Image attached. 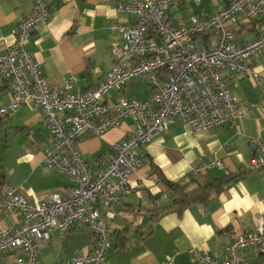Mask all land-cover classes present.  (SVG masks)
I'll return each instance as SVG.
<instances>
[{
    "label": "crops",
    "instance_id": "obj_1",
    "mask_svg": "<svg viewBox=\"0 0 264 264\" xmlns=\"http://www.w3.org/2000/svg\"><path fill=\"white\" fill-rule=\"evenodd\" d=\"M228 1L185 0L172 9V14L177 22L186 21L193 14H213ZM48 2L53 9L51 18L34 28L27 49L54 92L64 93L69 80L73 91L95 88L114 64L112 44L122 41L113 24L118 20L134 21L135 16L118 12V0ZM34 9V0H0V53L11 46L13 29ZM256 35L251 21L241 16L234 41L242 44ZM212 41L210 32L196 38L202 49ZM250 65V74L224 73L232 93L247 108L241 120L200 131L173 121L165 133L138 149L143 165L130 178L132 191L127 199L113 209L115 217L110 227L114 247L105 264H162L176 250L179 254L174 264H196L187 251L191 247L224 257L234 230L246 233L259 222L264 224V168L251 167L254 151L248 140L250 136L264 140V49L251 57ZM141 85L143 91L137 96ZM151 91L148 78H136L120 91L109 92L108 100L127 97L144 101ZM11 97L8 85L0 88V106ZM131 125L126 120L102 136L80 137V150L94 171L103 169L111 160L113 145L128 135ZM53 139L44 109L38 104L24 103L16 113L1 120L0 192L13 186L35 203L63 193L72 182L47 162ZM215 161L221 162L222 168L192 174L194 166ZM205 173L212 178L227 176L233 181L207 205L194 203L181 213L172 208L176 197L173 183ZM165 208L168 209L164 211ZM20 218L16 211H5L0 227H15ZM122 242L124 245L119 246ZM92 250V233L77 221L64 233L51 231L49 242L40 249L39 260L42 264H61L79 252ZM23 255L21 249L1 252L0 264H18L17 258ZM244 255L250 264H264V254L256 255L252 248Z\"/></svg>",
    "mask_w": 264,
    "mask_h": 264
},
{
    "label": "built area",
    "instance_id": "obj_2",
    "mask_svg": "<svg viewBox=\"0 0 264 264\" xmlns=\"http://www.w3.org/2000/svg\"><path fill=\"white\" fill-rule=\"evenodd\" d=\"M34 2V12L13 29V43L0 53V88L8 85L12 92L11 100L0 106V121L24 103L42 106L54 138L47 162L72 183L42 203L32 202L16 187L3 188L0 217L5 211H16L21 218L15 227H0V253L21 249L25 255L17 258L18 264H42L39 252L51 231L64 233L79 221L93 235V250L79 252L61 264H105L113 246V209L127 199L132 191L130 178L143 165L138 149L165 133L173 121L200 131L237 122L247 114L224 73H252L250 59L264 49V0H229L213 14H193L180 22L172 9L185 0H118L117 11L136 19L113 24L122 39L112 44L113 66L95 88L73 91L69 80L64 93L52 90L27 49L34 28L47 23L53 12L48 0ZM241 16L251 21L257 35L237 44L235 29ZM208 32L212 43L199 48L196 38ZM141 77L148 78L152 87L146 100H108L109 92L120 91ZM126 120L131 121L130 132L113 145V156L104 168L94 171L80 150V137L102 136ZM248 140L254 151L251 167L264 168V140L254 136ZM214 167L222 168L221 162H203L191 172L199 175ZM231 235L224 257L196 247L187 251L196 264H250L244 255L249 248L256 255L264 254L262 222L253 231L234 230ZM178 254L176 250L162 264H174Z\"/></svg>",
    "mask_w": 264,
    "mask_h": 264
},
{
    "label": "trees",
    "instance_id": "obj_3",
    "mask_svg": "<svg viewBox=\"0 0 264 264\" xmlns=\"http://www.w3.org/2000/svg\"><path fill=\"white\" fill-rule=\"evenodd\" d=\"M231 181L233 180L227 176L212 178L208 173L201 175L199 178L187 176L181 181L173 183V189L176 192V197L172 208H175L179 213H181L185 208L194 203L207 205L215 197H217ZM167 209L168 208H165L163 210L166 211ZM123 245L124 242H122L119 246ZM113 247L114 246H112V248Z\"/></svg>",
    "mask_w": 264,
    "mask_h": 264
},
{
    "label": "rangeland",
    "instance_id": "obj_4",
    "mask_svg": "<svg viewBox=\"0 0 264 264\" xmlns=\"http://www.w3.org/2000/svg\"><path fill=\"white\" fill-rule=\"evenodd\" d=\"M143 85H141V86H139V88H138V92L136 93V95L137 96H139V94H141L142 92L141 91H143ZM132 96H134V95H132ZM136 97V96H135Z\"/></svg>",
    "mask_w": 264,
    "mask_h": 264
}]
</instances>
